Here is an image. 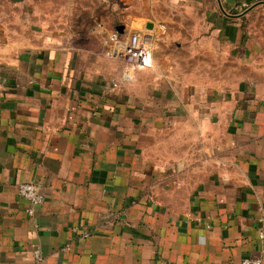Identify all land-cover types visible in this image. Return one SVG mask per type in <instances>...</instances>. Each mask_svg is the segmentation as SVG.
<instances>
[{"label":"crops","instance_id":"1","mask_svg":"<svg viewBox=\"0 0 264 264\" xmlns=\"http://www.w3.org/2000/svg\"><path fill=\"white\" fill-rule=\"evenodd\" d=\"M263 19L264 0H0V264H264ZM158 21L125 77L104 37Z\"/></svg>","mask_w":264,"mask_h":264},{"label":"built area","instance_id":"2","mask_svg":"<svg viewBox=\"0 0 264 264\" xmlns=\"http://www.w3.org/2000/svg\"><path fill=\"white\" fill-rule=\"evenodd\" d=\"M168 31V25L164 21H158L151 33L142 34L139 31L120 35L118 32H112L104 37V53L108 58L120 60L124 63L123 72L125 77L132 74L131 64H142L150 55L152 49L159 45L163 36ZM18 191L21 196L30 201L27 211L32 214L36 205L43 204L45 194L41 189V184L28 180L18 183ZM260 227V249L264 252V204L260 207L259 213ZM82 236L89 235L88 231H82ZM36 260H42L43 255L38 246L33 249ZM241 264H263L260 257L247 256L241 261Z\"/></svg>","mask_w":264,"mask_h":264},{"label":"rangeland","instance_id":"3","mask_svg":"<svg viewBox=\"0 0 264 264\" xmlns=\"http://www.w3.org/2000/svg\"><path fill=\"white\" fill-rule=\"evenodd\" d=\"M117 13H116V11H115V15H116ZM116 18V17H115ZM247 20V22H248V24L250 23V19L248 18V19H246ZM246 20L244 19V21H243V25H245V27L247 26V22H246ZM115 22H119L118 20H115ZM260 24H262L263 25V29H264V19L263 20H260V23H259V25ZM163 40V39H162ZM162 40H161V42H162ZM160 42V43H161ZM160 45V44H159ZM159 45H157V46H155V47H158ZM183 54L185 55V57L187 58V59H191L193 56L191 55V53H189V52H183ZM111 59V58H110ZM113 60H116V59H113ZM117 61H120V60H117ZM120 63H122V65H123V62L122 61H120ZM202 70H207V69H202ZM217 69L215 68V71H216ZM225 71H226V73L228 74V75H230L231 77H233L234 76V69L233 68H226L225 69ZM249 71V68H244L243 67V72H248ZM215 74H216V72H215Z\"/></svg>","mask_w":264,"mask_h":264},{"label":"water","instance_id":"4","mask_svg":"<svg viewBox=\"0 0 264 264\" xmlns=\"http://www.w3.org/2000/svg\"><path fill=\"white\" fill-rule=\"evenodd\" d=\"M152 23H150L149 25H151Z\"/></svg>","mask_w":264,"mask_h":264}]
</instances>
